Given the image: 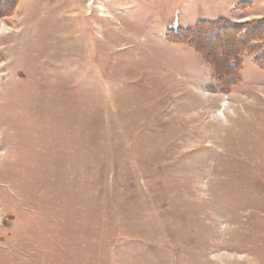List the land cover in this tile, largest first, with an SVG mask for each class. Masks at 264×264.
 Wrapping results in <instances>:
<instances>
[{"label": "rangeland", "instance_id": "obj_1", "mask_svg": "<svg viewBox=\"0 0 264 264\" xmlns=\"http://www.w3.org/2000/svg\"><path fill=\"white\" fill-rule=\"evenodd\" d=\"M216 20L232 84L173 36ZM263 52L264 0L6 6L0 264H264Z\"/></svg>", "mask_w": 264, "mask_h": 264}, {"label": "trees", "instance_id": "obj_2", "mask_svg": "<svg viewBox=\"0 0 264 264\" xmlns=\"http://www.w3.org/2000/svg\"><path fill=\"white\" fill-rule=\"evenodd\" d=\"M17 0H0V11H2L6 6H14ZM262 21V20H261ZM260 21L258 22V24ZM211 27L216 28V30L211 29ZM243 27L241 23H228L224 20H216V21H202L200 22L195 29H189L186 31H178L175 30L173 36L177 38L186 39L187 43L191 45H195L198 50L202 51L207 60L212 63L215 68V72L218 76H226L228 82H231L236 77V67L235 66V56H238V51L240 49V45L245 43L242 47L247 48L251 44V42L257 39V35L254 33L256 30L255 27L249 28L246 32L241 34L240 31ZM213 38L215 41H219L218 45L224 43L229 46L230 51L228 49L227 52L223 51L221 46H217L215 41L210 40ZM229 40V41H228ZM243 40V41H242ZM210 42L211 45H215V50L210 48L209 46L204 45L205 42ZM243 42V43H242ZM204 46V48H203ZM219 52V53H218ZM221 52V53H220ZM258 64L264 69V52L258 56Z\"/></svg>", "mask_w": 264, "mask_h": 264}, {"label": "crops", "instance_id": "obj_3", "mask_svg": "<svg viewBox=\"0 0 264 264\" xmlns=\"http://www.w3.org/2000/svg\"><path fill=\"white\" fill-rule=\"evenodd\" d=\"M262 8H263V6H262ZM211 12L213 13V11H212V10H211L209 13H211ZM216 13H217V12H216ZM208 18H211V17H208Z\"/></svg>", "mask_w": 264, "mask_h": 264}, {"label": "bare ground", "instance_id": "obj_4", "mask_svg": "<svg viewBox=\"0 0 264 264\" xmlns=\"http://www.w3.org/2000/svg\"><path fill=\"white\" fill-rule=\"evenodd\" d=\"M2 29H4V27H3V28H1V30H2ZM224 104H225V101H223V105H224Z\"/></svg>", "mask_w": 264, "mask_h": 264}]
</instances>
